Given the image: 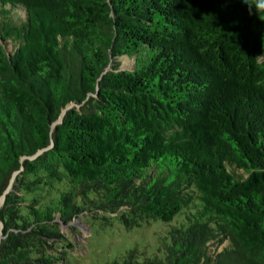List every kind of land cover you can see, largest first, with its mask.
Segmentation results:
<instances>
[{
  "label": "trees",
  "instance_id": "16d2710c",
  "mask_svg": "<svg viewBox=\"0 0 264 264\" xmlns=\"http://www.w3.org/2000/svg\"><path fill=\"white\" fill-rule=\"evenodd\" d=\"M263 55L239 0H0V264H68L79 216L178 219L103 264H264Z\"/></svg>",
  "mask_w": 264,
  "mask_h": 264
},
{
  "label": "rangeland",
  "instance_id": "374dc122",
  "mask_svg": "<svg viewBox=\"0 0 264 264\" xmlns=\"http://www.w3.org/2000/svg\"><path fill=\"white\" fill-rule=\"evenodd\" d=\"M20 17L22 11L17 12ZM119 69H130L133 61L125 56L118 57ZM264 61V55L259 57ZM81 104H70L68 108L81 111ZM87 223L79 216L68 224L60 225V234L63 243L68 242L72 248H57L68 252V264H103L104 262L120 259L127 251H134L138 259L163 256V248L169 242L168 230L178 223L175 217L171 222H162L159 219H149L139 226L125 227L116 218L105 220L102 218H88ZM58 240V239H57ZM59 242V240H58ZM227 242L220 245L218 250ZM61 247V243L58 245ZM216 249L215 243H209L206 253L211 254Z\"/></svg>",
  "mask_w": 264,
  "mask_h": 264
},
{
  "label": "clouds",
  "instance_id": "9594fccd",
  "mask_svg": "<svg viewBox=\"0 0 264 264\" xmlns=\"http://www.w3.org/2000/svg\"><path fill=\"white\" fill-rule=\"evenodd\" d=\"M249 15H264V0H239Z\"/></svg>",
  "mask_w": 264,
  "mask_h": 264
},
{
  "label": "water",
  "instance_id": "95a60500",
  "mask_svg": "<svg viewBox=\"0 0 264 264\" xmlns=\"http://www.w3.org/2000/svg\"><path fill=\"white\" fill-rule=\"evenodd\" d=\"M0 200H1V204L3 203V200H4V196H2L1 198H0ZM1 204H0V206H1ZM1 228H2V223L0 222V239L3 237L2 236V232H1Z\"/></svg>",
  "mask_w": 264,
  "mask_h": 264
},
{
  "label": "bare ground",
  "instance_id": "6f19581e",
  "mask_svg": "<svg viewBox=\"0 0 264 264\" xmlns=\"http://www.w3.org/2000/svg\"><path fill=\"white\" fill-rule=\"evenodd\" d=\"M0 204H1V200H0Z\"/></svg>",
  "mask_w": 264,
  "mask_h": 264
}]
</instances>
